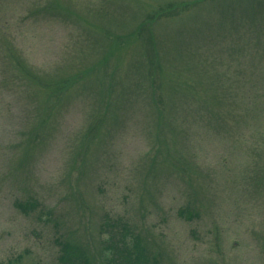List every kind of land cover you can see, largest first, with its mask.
Masks as SVG:
<instances>
[{"label":"rangeland","instance_id":"obj_1","mask_svg":"<svg viewBox=\"0 0 264 264\" xmlns=\"http://www.w3.org/2000/svg\"><path fill=\"white\" fill-rule=\"evenodd\" d=\"M253 1V15L246 3L235 10L256 25L235 27L221 21L228 0H0V264H58L54 238L69 232L96 254L108 211L160 252L153 264H264V5ZM182 2L154 24L155 47L175 76L216 89L212 114L171 94L165 77L164 99L155 95L143 37L116 55L118 36ZM80 74L49 99L45 81ZM38 113L48 119L39 146L30 142ZM31 196L51 221L16 207ZM188 202L191 221L177 213Z\"/></svg>","mask_w":264,"mask_h":264},{"label":"trees","instance_id":"obj_2","mask_svg":"<svg viewBox=\"0 0 264 264\" xmlns=\"http://www.w3.org/2000/svg\"><path fill=\"white\" fill-rule=\"evenodd\" d=\"M224 1V0H220ZM263 1V0H262ZM257 1L264 5V1ZM214 3H218L214 2ZM246 3L250 6V11L252 12V15L254 14L253 5H255L253 0H228L227 3L219 4V9H221V13H223L222 20L229 19L230 21H233L234 26H239L243 24L244 22L250 23V25L254 24L256 25V22L254 21L256 18L253 19V17H246L243 19V15H239L242 10H235L236 4L238 6L243 5ZM182 3H171L170 5L166 7L161 8H155L154 12H151L148 14L147 18L144 20L143 23L139 22L138 25L133 28V31L126 35L128 38H124L122 36H118L117 38V45L115 46L117 50L116 55L123 54V51L121 50L125 48V42L124 40H128L132 37H140L144 40V42L148 43L149 45L152 44V50L153 54L148 58V76L145 77V81H150V85L155 91V95L159 99H164V92H165V82H162V78L166 80V83L169 84V88L171 91V94L175 95V93L183 91L188 98L191 97L193 102H196L199 105H203L206 109L209 110V113L212 114L213 110L215 109V106L219 105L220 96L217 95L216 89H209L205 88V90H208L210 92L209 94L203 93V88L205 87L204 82L194 85L193 78L198 79V76H192L191 74L186 77H183L186 75L181 72L177 73V76H175V72L169 71L165 68L164 63L159 57V54L157 52V48L155 47V41H154V24L158 20H162L164 17H170L172 18L178 11L183 10L185 8L184 4L181 6ZM258 5V4H257ZM53 4L51 6H45L41 8V12L49 13L52 9ZM257 8V6H256ZM264 10L263 7H259L257 10L258 16H261L262 11ZM262 11V12H261ZM36 13H39V9L35 11ZM259 12L261 14H259ZM191 18H193L192 15H190ZM249 16V15H248ZM261 18V17H259ZM138 17L136 18V20ZM168 21V20H167ZM228 21V20H227ZM228 21V22H230ZM190 20H188L187 23H189ZM211 22H206L205 25ZM232 23V24H233ZM204 27V26H203ZM212 28L211 26H209ZM253 27V25L251 26ZM206 28V26H205ZM204 30V29H202ZM92 32V31H91ZM97 38V37H96ZM141 39V40H142ZM97 40V39H95ZM143 44V41H142ZM114 50V47L112 51ZM182 50L178 47H172L170 51V56L174 59H178L181 57ZM120 53V54H119ZM161 56V54H160ZM19 67L21 70L25 73H27L29 76L35 79L37 78L36 75L31 74L30 70L25 66V64L21 63V60L17 61ZM102 67V63L98 65V70ZM93 69H96L95 67H92ZM91 67L88 69V71H93ZM89 73H85V75H88ZM183 77V78H182ZM82 74L79 76H72V78H65L60 81H53V80H47L45 81V86L49 90L50 97L49 99H56L59 97V100L61 99V96L64 93H68V90H72V88L82 81ZM70 85L69 88H67ZM201 85V87H200ZM213 85H216L213 83ZM207 86V85H206ZM165 89V90H164ZM164 90V92H163ZM167 92V91H166ZM227 92H229L227 90ZM158 93V94H157ZM105 110L107 112L108 108L112 105L110 100L105 99ZM53 107L47 106L45 109H47V115H50L51 109ZM106 120V116L103 115L100 118V121ZM48 119L46 118L41 119V114L38 113V117L36 118V123L33 129L37 131L35 133V137L31 139L32 144H38L41 145V126H43ZM38 134V135H37ZM172 159V158H171ZM15 205L17 208H19L22 212L25 214H29L30 212H35V215L39 221H41V212H45V216L48 217V221L52 220V212L46 211L44 209V206L40 203L38 198H35V196H31L27 200L21 202L20 200L15 202ZM178 216L185 219V220H193L197 216V211L194 208V205L191 202L185 203L183 206H181L178 209ZM57 226V223H55ZM62 225V224H61ZM64 227V226H62ZM65 228V227H64ZM98 234L101 238L99 244L100 248L96 250V254L93 250L90 249L89 242H84L83 240L78 239L73 232H69L66 236L63 234H57V236L54 238V242L57 245V263L58 264H153L154 261H157L160 257V252L157 254H153V250L149 246L150 241L144 236V234L139 232L138 228L133 225L128 219L124 218L123 216H114L111 214V212H104L100 216V224L98 228ZM67 233V232H66ZM73 235V236H72ZM18 258L15 260V262L8 261L7 264H14L17 263Z\"/></svg>","mask_w":264,"mask_h":264}]
</instances>
